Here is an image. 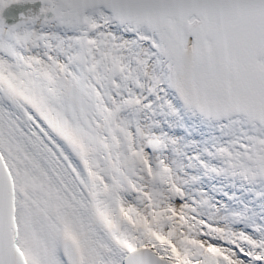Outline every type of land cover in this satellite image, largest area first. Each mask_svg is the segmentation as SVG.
<instances>
[{
	"label": "snow or ice",
	"instance_id": "obj_1",
	"mask_svg": "<svg viewBox=\"0 0 264 264\" xmlns=\"http://www.w3.org/2000/svg\"><path fill=\"white\" fill-rule=\"evenodd\" d=\"M0 264H264V0H0Z\"/></svg>",
	"mask_w": 264,
	"mask_h": 264
}]
</instances>
